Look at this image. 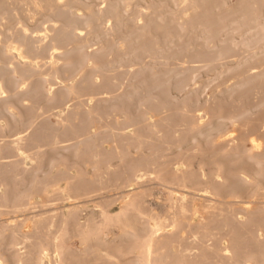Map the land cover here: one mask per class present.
<instances>
[{"label":"rangeland","instance_id":"374dc122","mask_svg":"<svg viewBox=\"0 0 264 264\" xmlns=\"http://www.w3.org/2000/svg\"><path fill=\"white\" fill-rule=\"evenodd\" d=\"M74 1L63 6L77 21L56 20L58 29L74 30L66 49L55 53L56 82L48 77L55 51L42 52V31L33 35L40 58L30 62L29 80L22 82L15 72L11 59L24 63L16 54L0 61L6 69L0 73V197L13 205L35 184L45 183L40 193L30 195L27 215L68 214L71 204L80 203V222L92 218L105 226L99 203L119 213L120 187L127 186L125 193L150 190L153 196L143 208L161 216L175 189L185 197L231 204L230 231L242 235L248 252L241 262L264 264L257 261L259 253L264 256V0ZM87 8L100 19L94 21ZM51 20L44 15L32 26L17 7L0 11V59L7 45H14L21 24L44 29L53 25ZM108 78L115 82L107 84ZM140 137L149 142L143 151ZM19 139L20 152L14 145ZM253 139L262 145L254 146ZM153 151L166 186L134 171L135 158ZM181 159L190 161L188 167ZM130 179L136 181L131 186ZM101 184L106 188L98 191ZM69 186L81 195L72 197ZM45 191L51 198L43 197ZM13 216L0 215V221ZM127 216L137 218L136 232L108 226L88 249L114 246L117 264H144L140 247L148 222L135 211ZM196 222L186 229H196ZM67 228L64 264H79L85 250L73 219ZM172 232L166 228V234ZM12 240L8 233L5 257L16 264ZM57 259L50 253L44 264Z\"/></svg>","mask_w":264,"mask_h":264},{"label":"bare ground","instance_id":"6f19581e","mask_svg":"<svg viewBox=\"0 0 264 264\" xmlns=\"http://www.w3.org/2000/svg\"><path fill=\"white\" fill-rule=\"evenodd\" d=\"M67 1L68 0L0 1V11L12 6L17 7L23 14V17L31 23L32 26L34 25L33 22L44 15L52 17L51 21L53 25L47 26L44 29H35L26 24H21L14 45L8 44L6 47L7 57L3 56V60L0 59L1 62H6L8 56L16 54L17 58L24 61V63L20 65L17 64L18 62L15 64L16 60L13 61L14 59H11L12 62H14L12 66H16L15 72L20 75L22 82L29 80L32 73H34L33 70H31L32 67L29 66L31 65L30 62L33 60V62H35L40 58L38 56L39 50L36 49L35 43L32 41L33 35L39 33V31L43 32L40 40V46L43 47L42 52H47V50L55 51L54 53L51 51L53 54L49 57V70L51 69L50 73L48 71L49 80L56 82L54 79L60 77L58 76L59 72L57 66L59 57L55 56V53L56 51L59 53L60 50L66 49L65 45L73 39L74 30L73 27L70 26H63L58 29L56 20L58 17H62L63 20L68 22L77 21L74 18H69L68 13L64 9L63 4ZM73 3L80 4L78 0H75ZM87 11L94 21L100 19V16L95 14L91 8H87ZM59 46H62V49ZM51 52L48 54L50 55ZM45 54L41 53L40 55L44 56ZM44 58L47 57L45 56ZM44 58H41L42 61ZM42 61L37 63L39 68V63ZM12 62L10 63L13 64ZM3 72H6L5 67L0 68V73ZM103 75L107 77V74ZM104 76L100 78H104ZM113 82H115V80L112 78L106 79L107 84ZM92 83L93 82H91V84ZM70 89V93L75 95V89L72 87ZM163 108V106L159 107L162 111ZM159 120L163 121V119ZM138 141L143 151L149 142L147 143L148 140H145L144 137H140ZM252 143L254 146L264 145V143L260 144L256 139H253ZM14 145L20 152L23 149V140H17ZM156 155L157 153L153 151L149 157H144L142 160H140L139 157H137L138 159L133 157V159L135 158L133 168L135 173L141 172L142 177L156 179L160 184L166 186L167 180L162 177V169L157 163L158 158ZM181 161L188 167L190 163L189 160L181 159ZM97 169H99V167H97ZM134 182H136L134 179H130L127 181V185L131 186ZM0 184H2V182ZM44 186L45 183L35 184L33 191L29 195L26 194L18 197L15 199L13 205L10 204L7 198L3 199L0 197V215H5L6 213H12L14 215L10 219H2L0 221V264H11L5 257L7 253L5 252L4 241L8 233L12 235V247L17 251L16 264H44V260L50 256V253L51 255L54 253L58 255V259L55 262H52L53 260L50 258V260H52L50 264H64V258L67 253V238L69 236L67 226L71 219H73L75 237L85 250V256L79 260V264H117L120 262V258L118 254L119 251L116 247L97 244L92 247V250H89L88 245L92 241L99 242L108 226L117 227L123 233L130 231L136 232L139 223L137 218H129L127 216L128 213L132 211L137 212L138 215L142 216L148 222V227L146 229L147 238L140 247V253L144 257V264H244L241 262V258L248 253L247 250L242 248V235H233L230 231V227L235 221V216H233L234 213L230 211L231 204L229 203L212 199L201 201L196 195L185 197L178 192H174L175 189H172L166 197V201L169 203L168 212L166 215L161 216L156 211H146L143 208L144 200L153 196L150 190L143 187L139 190L135 189L125 193L124 188L127 187L125 185L119 188L120 193L122 191L119 213L112 214L104 203H99L101 214L106 220V225L104 226L98 225L92 218H89L84 223L80 222L77 218L80 203L71 204L68 214L59 215L57 213L46 216L41 214L33 216L27 215L33 205V203L30 202V195L40 193ZM104 188H106L105 185L101 184L98 187V191ZM57 191L58 189H55L54 193ZM67 191L72 197H79L81 195L71 186L67 187ZM45 192L42 193L43 197L46 199L51 198L47 191ZM87 192L89 193L87 190L84 193L87 194ZM106 200L110 202L108 198ZM158 200L159 203L163 201L162 198ZM20 217L24 218L21 219ZM196 218V229H186V226L191 228L194 225ZM167 227H172L173 232L169 235L166 234ZM224 239L228 241V246L221 245ZM173 246L176 247L175 252L169 253V247ZM251 250H254V248H251ZM263 259L264 256L259 253L257 261L261 263ZM105 261L107 263H105Z\"/></svg>","mask_w":264,"mask_h":264}]
</instances>
